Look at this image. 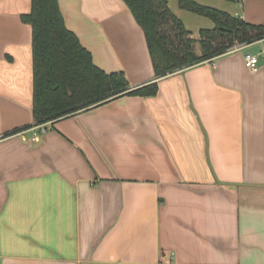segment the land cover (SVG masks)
<instances>
[{
  "label": "crops",
  "instance_id": "0c3cea01",
  "mask_svg": "<svg viewBox=\"0 0 264 264\" xmlns=\"http://www.w3.org/2000/svg\"><path fill=\"white\" fill-rule=\"evenodd\" d=\"M194 1L264 25V0ZM58 5L98 68L158 89L41 131L31 0H0V264H264V38L157 78L123 0Z\"/></svg>",
  "mask_w": 264,
  "mask_h": 264
},
{
  "label": "trees",
  "instance_id": "16d2710c",
  "mask_svg": "<svg viewBox=\"0 0 264 264\" xmlns=\"http://www.w3.org/2000/svg\"><path fill=\"white\" fill-rule=\"evenodd\" d=\"M142 28L155 76L197 65L264 38V25L246 22L194 0H178L182 9L214 23L195 38L165 0H123ZM32 26L33 116L35 124L75 114L122 95L152 96L156 81L130 88L123 73H106L65 26L58 0H31L22 16ZM200 50L197 51L196 45Z\"/></svg>",
  "mask_w": 264,
  "mask_h": 264
},
{
  "label": "built area",
  "instance_id": "2783aa9c",
  "mask_svg": "<svg viewBox=\"0 0 264 264\" xmlns=\"http://www.w3.org/2000/svg\"><path fill=\"white\" fill-rule=\"evenodd\" d=\"M258 63H259V58L256 55L247 54L245 56V64L251 70H256L258 68ZM38 127L40 128L41 131H44L45 130L44 124H41ZM37 139H38V135L37 134H34V136L32 137V140H37Z\"/></svg>",
  "mask_w": 264,
  "mask_h": 264
},
{
  "label": "rangeland",
  "instance_id": "374dc122",
  "mask_svg": "<svg viewBox=\"0 0 264 264\" xmlns=\"http://www.w3.org/2000/svg\"><path fill=\"white\" fill-rule=\"evenodd\" d=\"M196 49H197V51H199V50H200V48H199V45H198V44L196 45Z\"/></svg>",
  "mask_w": 264,
  "mask_h": 264
}]
</instances>
